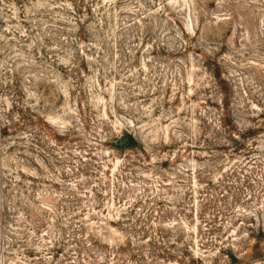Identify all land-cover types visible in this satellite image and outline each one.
Instances as JSON below:
<instances>
[{
	"label": "rangeland",
	"instance_id": "rangeland-1",
	"mask_svg": "<svg viewBox=\"0 0 264 264\" xmlns=\"http://www.w3.org/2000/svg\"><path fill=\"white\" fill-rule=\"evenodd\" d=\"M219 73L238 130L260 123L264 0H0V264L244 250L264 132L224 148Z\"/></svg>",
	"mask_w": 264,
	"mask_h": 264
},
{
	"label": "trees",
	"instance_id": "trees-1",
	"mask_svg": "<svg viewBox=\"0 0 264 264\" xmlns=\"http://www.w3.org/2000/svg\"><path fill=\"white\" fill-rule=\"evenodd\" d=\"M83 33L84 32L81 31V35ZM217 78L221 79L223 85H225V89L224 87L221 89L223 93V98H221L222 113L218 122L219 125H217L216 130L219 131L220 129L222 131H225V133L227 134V139L229 141L224 148L230 149L231 154L238 153L239 151H243V149L246 147L247 141L252 136L264 132V112L260 113L259 115L261 121L257 119V122L260 121V123L253 124L252 126L246 127L244 130L240 129L239 131L237 128V124L233 119L231 110L232 103L227 91L229 88V82L226 79H222L221 73L217 74ZM19 108L20 107H17L18 113H20ZM42 121L45 122L44 119ZM11 124L12 123L9 122L8 124L0 127V137L9 134L10 130L12 129ZM135 144H137V141L131 134H124L116 141V146L120 148L134 146ZM159 231L160 232L158 234L160 239H157V242L166 244L163 240L164 236L162 234V229H160ZM251 236L253 237V241H250L244 250L237 253L233 245L232 247L229 246L227 248L221 247L219 250L220 255H214L212 260H210L208 263L203 256L196 255L194 253V250L191 249L192 247L188 245L186 241H182V248L173 250V252L164 249L162 251L163 255L158 254V256L170 258V260L176 261L180 264H264V229H259L258 231L252 230ZM177 242H180V239H177L176 243ZM163 246L164 245H161V248H165V246ZM221 256L223 258L222 261H220Z\"/></svg>",
	"mask_w": 264,
	"mask_h": 264
}]
</instances>
